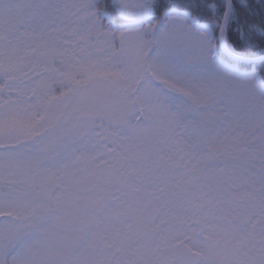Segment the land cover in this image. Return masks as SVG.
<instances>
[{"label": "snow or ice", "instance_id": "obj_1", "mask_svg": "<svg viewBox=\"0 0 264 264\" xmlns=\"http://www.w3.org/2000/svg\"><path fill=\"white\" fill-rule=\"evenodd\" d=\"M0 264H264V0H0Z\"/></svg>", "mask_w": 264, "mask_h": 264}]
</instances>
